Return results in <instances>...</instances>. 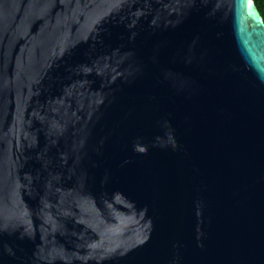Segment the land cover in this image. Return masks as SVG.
Returning <instances> with one entry per match:
<instances>
[{"label":"water","instance_id":"water-1","mask_svg":"<svg viewBox=\"0 0 264 264\" xmlns=\"http://www.w3.org/2000/svg\"><path fill=\"white\" fill-rule=\"evenodd\" d=\"M0 264H264L253 0H0Z\"/></svg>","mask_w":264,"mask_h":264},{"label":"trees","instance_id":"trees-1","mask_svg":"<svg viewBox=\"0 0 264 264\" xmlns=\"http://www.w3.org/2000/svg\"><path fill=\"white\" fill-rule=\"evenodd\" d=\"M253 1L264 20V0H253Z\"/></svg>","mask_w":264,"mask_h":264}]
</instances>
